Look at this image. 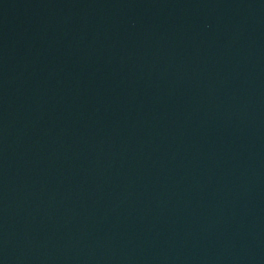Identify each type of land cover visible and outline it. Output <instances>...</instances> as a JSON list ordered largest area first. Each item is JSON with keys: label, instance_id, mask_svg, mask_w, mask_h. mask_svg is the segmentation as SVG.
Here are the masks:
<instances>
[{"label": "water", "instance_id": "95a60500", "mask_svg": "<svg viewBox=\"0 0 264 264\" xmlns=\"http://www.w3.org/2000/svg\"><path fill=\"white\" fill-rule=\"evenodd\" d=\"M0 264H264V0H0Z\"/></svg>", "mask_w": 264, "mask_h": 264}]
</instances>
